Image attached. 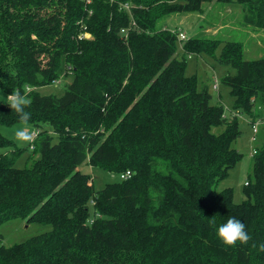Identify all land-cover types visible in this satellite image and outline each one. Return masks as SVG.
I'll return each instance as SVG.
<instances>
[{"label": "trees", "instance_id": "trees-1", "mask_svg": "<svg viewBox=\"0 0 264 264\" xmlns=\"http://www.w3.org/2000/svg\"><path fill=\"white\" fill-rule=\"evenodd\" d=\"M210 1L0 0V90L30 95L39 131L29 146L38 156L24 167L15 161L27 148L0 134V224L50 226L10 246L0 233V264H264V141L241 202L232 187L216 188L242 157L236 114L254 122L262 108L264 117V57L245 60L239 42L223 43L215 59L234 69L221 77L233 97L225 114L207 85L185 75L184 56L214 55L223 41L189 37L179 56L182 31L157 26ZM236 1L247 25L264 27V0ZM61 63L70 81L61 94L41 93ZM3 102L0 124L18 123ZM84 162L131 176L94 190ZM230 217L245 223L248 244L217 238Z\"/></svg>", "mask_w": 264, "mask_h": 264}, {"label": "rangeland", "instance_id": "rangeland-1", "mask_svg": "<svg viewBox=\"0 0 264 264\" xmlns=\"http://www.w3.org/2000/svg\"><path fill=\"white\" fill-rule=\"evenodd\" d=\"M180 1L182 2L183 0ZM201 10V12L171 13L158 21L157 26H167L171 29H180L185 34V39L189 37H199L215 38L223 41L216 47L214 55H207L205 53L184 54L186 59L185 75H194L198 87L202 84L207 85L208 91L211 94L210 103L222 105L225 114H230L233 97L229 94V87L221 83V77L226 72L234 73V69L230 66H221L217 63L215 57L220 54L222 45L225 41L239 42L243 47V59L245 60L264 57V36H262L263 32H261L264 31V27L260 29L247 25L243 19L245 9L236 0H227L225 2L212 0L210 2H205L202 4ZM254 31L259 32L254 33ZM182 41L183 40H179V43H177L176 54L179 56L183 54L181 46ZM66 70L67 65L61 63L58 78L49 85L39 87L38 90L44 94H61L66 84H68L71 79L70 72L68 74L66 73ZM214 76H216L218 80L217 90L212 89V79ZM28 90L29 88L26 89V91ZM4 97L6 98L7 95L3 91L0 92V99L4 100ZM259 111L262 113L261 115L259 114V119L262 121L264 118L262 108H260ZM50 114L51 111L48 115ZM238 123L240 134L233 142V146L241 152L242 157L231 169H229L228 175L220 180L216 186L217 189L232 187L233 201L235 203L241 202L244 199L243 185L246 180L252 178V150L255 149L258 151L261 149L264 141V135L262 132L264 124H261L259 127L256 134V140L251 141V124L240 117H238ZM16 124L17 123L12 125L0 124V129L5 127L11 128ZM43 126L54 135L49 125L45 123ZM222 129L223 125L212 127L214 132H220ZM5 137L11 139L15 146L27 148V150L22 152L16 159L15 165L17 167L28 165L30 159L27 161V157L30 156V154H32L31 158H36L38 156L37 153H32L33 147L29 148L30 144L20 146L10 135ZM53 140H55V138H53ZM78 168L83 173L90 176L94 190H99L106 183L117 181L119 179L117 173L108 172L86 162L82 163ZM49 229V225L34 221L29 222L25 217H13L0 224V233L2 235L1 241L4 246H10Z\"/></svg>", "mask_w": 264, "mask_h": 264}, {"label": "clouds", "instance_id": "clouds-1", "mask_svg": "<svg viewBox=\"0 0 264 264\" xmlns=\"http://www.w3.org/2000/svg\"><path fill=\"white\" fill-rule=\"evenodd\" d=\"M3 103L17 114L19 120L11 128L0 129V134L10 135L20 146L31 144L35 133L33 126L30 124L31 113L26 111L33 103L30 95L27 92L22 94L18 90H13L6 98L4 97ZM212 223L215 224L214 218ZM216 236L228 247H235L238 242L241 245H246L252 239L246 230L245 223L234 217H230L225 223L220 224L216 228ZM252 247L256 248L257 245L253 243ZM258 248L260 252H264V243L259 244Z\"/></svg>", "mask_w": 264, "mask_h": 264}, {"label": "built area", "instance_id": "built-area-1", "mask_svg": "<svg viewBox=\"0 0 264 264\" xmlns=\"http://www.w3.org/2000/svg\"><path fill=\"white\" fill-rule=\"evenodd\" d=\"M87 1H89V0H87ZM121 6L125 10H129V8H130L129 3H122ZM123 31L124 30H121V32H123ZM90 37H91V35L89 33H87V32H83V33H81L78 36L79 39H82V38H90ZM178 38H179V40H184L186 37H185V34L183 32H180L178 34ZM212 89H214V90H217L218 89V80H217L216 76H214L213 79H212ZM236 115L251 124L252 135L250 137V140L251 141H254L256 139V134L258 132L259 127L261 126V124H264V119L262 121L260 119H257V120H255L253 122V121H251L250 118H247V117H245V116H243L241 114H236ZM38 132L39 131L37 129H34V133H35L34 134V138L37 136ZM34 138H33V140H34ZM31 147H33V146H31ZM252 152L254 153L255 150L253 149ZM130 176H131V172L129 170H126V171L121 172V173L118 174V178L119 179H127Z\"/></svg>", "mask_w": 264, "mask_h": 264}, {"label": "crops", "instance_id": "crops-1", "mask_svg": "<svg viewBox=\"0 0 264 264\" xmlns=\"http://www.w3.org/2000/svg\"><path fill=\"white\" fill-rule=\"evenodd\" d=\"M257 30V29H256ZM257 32H259V31H254V33H257ZM261 32H263L262 33V36H264V31H261Z\"/></svg>", "mask_w": 264, "mask_h": 264}]
</instances>
